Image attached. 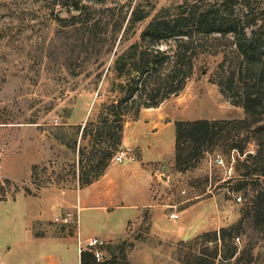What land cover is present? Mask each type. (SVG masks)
I'll return each instance as SVG.
<instances>
[{
  "label": "rangeland",
  "instance_id": "374dc122",
  "mask_svg": "<svg viewBox=\"0 0 264 264\" xmlns=\"http://www.w3.org/2000/svg\"><path fill=\"white\" fill-rule=\"evenodd\" d=\"M180 1L152 0L157 4L153 14ZM58 15L64 19L59 20ZM147 22L139 24L137 31ZM72 23L67 8L55 0H0V262L43 264L41 257L49 254L55 264H79L80 226L81 246L93 235L109 242L110 258L105 264H195V258L202 264H264V230L255 229L251 219L239 231L228 229L226 237L221 238L222 228L238 223L256 193L252 185L236 188L245 172L239 161L256 149L251 138L243 156L221 139L193 158L184 171L167 166L162 177L167 182L153 184V195L173 205L171 214L175 219L184 217L186 223L192 221L197 210L192 206L184 215L180 212L196 202L194 196L206 193L203 205L209 220L204 229L208 230L193 238L156 237L147 211L141 220H135L134 209L118 207L107 213L96 208L105 203L121 205L135 198L133 188L123 186L121 181L114 188L105 181L88 190L94 208L80 214L79 193L87 186L80 182L81 170L89 177L95 174L92 167L98 157L91 151L96 130L103 128L98 118L103 104L115 93L110 91L111 72L106 75L113 55L107 61L108 54L99 56L97 50L105 25L98 39L90 40L94 35ZM135 39L130 37V41ZM222 59V53L199 54L184 90L158 107H143L129 114L122 135L125 131L134 142L141 131L137 120L142 117H152L159 123L161 119L172 121L167 125L163 121L160 134L149 136L159 154L168 157L175 148L179 120L245 119L243 107L233 104L216 83ZM102 71L97 85V74ZM248 135L244 130L240 138L247 139ZM81 147H85L83 168ZM121 150L120 144L104 174L111 164L118 163L115 156ZM134 151L139 159L140 149ZM109 174L127 178L128 182L131 179L116 167ZM259 183V187L264 186V177ZM68 214L71 221L65 223L63 217ZM25 229H42L41 235L53 237L76 234L78 251L77 237L59 246V242L28 240ZM237 236L240 240L233 256ZM251 246L254 257L249 263L247 250Z\"/></svg>",
  "mask_w": 264,
  "mask_h": 264
},
{
  "label": "trees",
  "instance_id": "16d2710c",
  "mask_svg": "<svg viewBox=\"0 0 264 264\" xmlns=\"http://www.w3.org/2000/svg\"><path fill=\"white\" fill-rule=\"evenodd\" d=\"M108 1L55 0L67 8L73 26L94 35L90 40L101 34L105 25L98 55L108 54L107 61L113 55L106 75L112 74L110 91L115 97L103 104L98 118L103 128L96 130L91 151L93 157H98L92 167L95 174L89 177L82 169L80 182L89 185L104 174L114 150L122 143L129 114L138 113L143 107H158L179 95L194 73L199 54L222 53L216 83L233 104L243 107L247 117L237 121H177L175 166L184 171L193 158L221 139L243 156L249 138L253 139L256 149L239 161V167L245 172L236 188L242 190L252 185L256 193L249 199V209L238 223L222 228L221 238L226 237L228 229L233 232L242 229L248 219L255 229L264 230V186H258L264 177L263 0H182L163 6L154 14L157 4L152 0ZM57 18L64 19L60 15ZM146 20L138 32V25ZM131 36L136 39L130 41ZM127 42L124 49H118ZM103 73L97 74V85ZM244 130L249 133L247 139L240 138ZM84 150L85 147L80 148L82 168ZM234 244L233 256L238 249ZM252 250L253 246L247 250L249 263L254 257ZM194 261L202 264L200 258ZM92 263L89 253L81 255V264Z\"/></svg>",
  "mask_w": 264,
  "mask_h": 264
},
{
  "label": "crops",
  "instance_id": "0c3cea01",
  "mask_svg": "<svg viewBox=\"0 0 264 264\" xmlns=\"http://www.w3.org/2000/svg\"><path fill=\"white\" fill-rule=\"evenodd\" d=\"M146 117V116H145ZM158 120L153 119L152 117H148L147 119L142 117L137 120V126L141 128L140 134L136 137L134 142H131L126 137V132L124 131L121 147L123 149L135 150L136 148L140 149V158L138 159H126L122 162H118L115 164H111L107 172L102 175L99 179H97L92 184L84 186L80 189L79 193V202L81 213L83 211L92 209L94 206L89 202V193L88 190L91 188H95L98 186L104 185L106 181L108 186L111 188L119 186V182L123 184V186H131L134 190L135 198L131 200V202L119 204L114 206V204H103V206L96 207L102 208L101 210L107 211L110 213L111 210L115 211L116 208H126V209H134L135 220H141L143 214L147 211L150 216V229L156 237L161 239L173 238L177 240H185L193 238L202 232L208 230L204 229L205 224L208 222V217H206V206L203 205L205 202L204 196L206 193L197 194L194 196V200L196 202L191 205L189 208L183 209L180 213L182 215L185 214L190 208L193 206V209L197 210V214L192 219V221L186 223L183 218L175 219L171 217V212L173 211L171 208L173 205L164 203L163 200H159V195L157 197L153 195V184L161 185V182H167V179H163L165 176V171L167 166L173 168L175 166L176 161V151L173 148L170 151V155L168 157H163L160 155V151H158L157 146L151 140H149V136L160 134L161 124L164 121V125L172 124V121L168 120ZM140 136V137H139ZM148 136V137H147ZM157 150V151H156ZM135 153V151H134ZM136 155V154H135ZM114 167L117 170H121L122 174L130 175L131 179L128 182V179L125 178L119 179V177H113L109 174L110 170ZM162 178V179H161ZM169 179V178H168ZM163 184V183H162ZM127 187V188H128ZM86 192V193H84ZM179 214V217L180 215ZM80 221V220H79ZM41 230V231H40ZM28 240L36 241V242H54L55 244L59 242V246L65 240L76 239L77 235H71L68 237H61L60 235L57 237L53 236H45L42 234V229H25ZM79 234L81 240L80 226H79ZM89 238V237H88ZM77 251H78V237H77ZM79 264H81V258L78 251ZM50 255H43L41 257L44 260L43 264H55L50 261ZM2 259V258H1ZM0 264H8L7 262L1 261Z\"/></svg>",
  "mask_w": 264,
  "mask_h": 264
},
{
  "label": "built area",
  "instance_id": "2783aa9c",
  "mask_svg": "<svg viewBox=\"0 0 264 264\" xmlns=\"http://www.w3.org/2000/svg\"><path fill=\"white\" fill-rule=\"evenodd\" d=\"M126 159H132V160L136 159V155L133 150L123 149L119 151L115 156V160L117 162H122ZM237 199L240 201L242 198L238 197ZM174 216L175 214L172 213L171 217ZM70 217L71 214H68L66 217H63V222L65 223L70 222L71 221ZM56 220H59V218H57ZM79 238H80V234H79ZM239 240L240 237L235 238L236 245L239 244ZM81 244H82V240L80 238L79 241L80 258L83 253H89L93 260L92 264H105L106 262H108L110 258L109 242L104 237H101L99 235H93L86 240L84 246H81Z\"/></svg>",
  "mask_w": 264,
  "mask_h": 264
}]
</instances>
